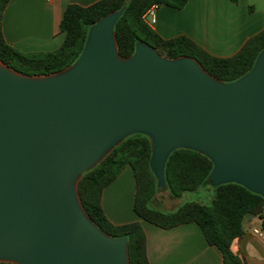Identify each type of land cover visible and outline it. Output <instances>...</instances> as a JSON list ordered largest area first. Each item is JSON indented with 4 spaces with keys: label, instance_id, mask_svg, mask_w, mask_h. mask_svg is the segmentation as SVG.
Wrapping results in <instances>:
<instances>
[{
    "label": "water",
    "instance_id": "1",
    "mask_svg": "<svg viewBox=\"0 0 264 264\" xmlns=\"http://www.w3.org/2000/svg\"><path fill=\"white\" fill-rule=\"evenodd\" d=\"M124 9L91 25L63 70L30 76L0 62V263L129 264L127 239L91 221L78 182L135 134L150 141L159 200L178 149L211 161V187L264 199V49L231 83L142 42L123 57L114 26Z\"/></svg>",
    "mask_w": 264,
    "mask_h": 264
},
{
    "label": "trees",
    "instance_id": "2",
    "mask_svg": "<svg viewBox=\"0 0 264 264\" xmlns=\"http://www.w3.org/2000/svg\"><path fill=\"white\" fill-rule=\"evenodd\" d=\"M10 0H0V62L25 75H44L58 72L72 65L80 56L91 25L104 15L125 7L114 26L118 52L123 57L133 54L135 45L142 42L153 47L163 57H190L203 69L223 83H231L246 74L256 57L264 49V30L250 38L231 57L219 58L208 54L184 36L165 40L142 19L151 7L166 6L182 9L187 0H99L81 7L68 5L59 23L64 40L52 52L21 53L7 44L2 34L4 10ZM236 3L238 0H230ZM149 139L135 134L124 139L101 163L84 173L78 182L81 204L91 221L104 233L115 238H126L129 264H149L146 239L137 222L112 225L101 207V195L129 166L134 175L135 197L133 212L141 220L162 229H170L193 222L201 229L208 245L216 247L222 264H246L230 249L233 240L242 235L243 221L248 217L259 219L264 230V199L241 185L229 183L211 187V161L188 149L173 151L167 158L164 178L167 198L159 200L157 181L150 169ZM211 187L214 193L209 205L186 202L172 211L161 210V203L176 201L184 193H194ZM10 264V263H0Z\"/></svg>",
    "mask_w": 264,
    "mask_h": 264
},
{
    "label": "crops",
    "instance_id": "3",
    "mask_svg": "<svg viewBox=\"0 0 264 264\" xmlns=\"http://www.w3.org/2000/svg\"><path fill=\"white\" fill-rule=\"evenodd\" d=\"M97 1L10 0L3 14V38L21 53L55 51L64 40L59 23L65 8ZM151 28L165 40L184 36L208 54L228 58L264 30V0H187L182 9L160 6ZM135 191L133 171L127 166L104 188L101 207L112 225H141L149 264H222L220 251L208 245L195 223L162 229L138 218L133 212ZM253 228H261L259 219L246 218L242 235L230 249L246 264H264V242L252 235Z\"/></svg>",
    "mask_w": 264,
    "mask_h": 264
},
{
    "label": "rangeland",
    "instance_id": "4",
    "mask_svg": "<svg viewBox=\"0 0 264 264\" xmlns=\"http://www.w3.org/2000/svg\"><path fill=\"white\" fill-rule=\"evenodd\" d=\"M214 193L211 187L205 188L204 190H200L194 193H184L180 199L176 201L166 202L164 205L161 203V210L172 211L177 206L184 204L186 202H198L203 205H209L211 200L213 199Z\"/></svg>",
    "mask_w": 264,
    "mask_h": 264
},
{
    "label": "built area",
    "instance_id": "5",
    "mask_svg": "<svg viewBox=\"0 0 264 264\" xmlns=\"http://www.w3.org/2000/svg\"><path fill=\"white\" fill-rule=\"evenodd\" d=\"M47 2L51 1V0H46ZM157 6H151L143 15L142 19L143 21L148 25V26H153L155 23V19H156V10H157ZM263 217H264V212H263ZM251 233L254 237H256L258 240H260L261 242H264V230L262 228H253L251 230Z\"/></svg>",
    "mask_w": 264,
    "mask_h": 264
}]
</instances>
